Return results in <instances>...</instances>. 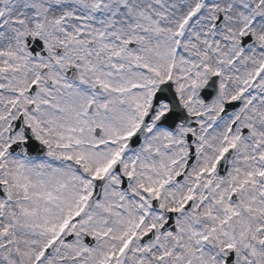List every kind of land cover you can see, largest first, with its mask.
<instances>
[{
  "label": "snow or ice",
  "instance_id": "6c2138e0",
  "mask_svg": "<svg viewBox=\"0 0 264 264\" xmlns=\"http://www.w3.org/2000/svg\"><path fill=\"white\" fill-rule=\"evenodd\" d=\"M0 264H264V0H0Z\"/></svg>",
  "mask_w": 264,
  "mask_h": 264
}]
</instances>
